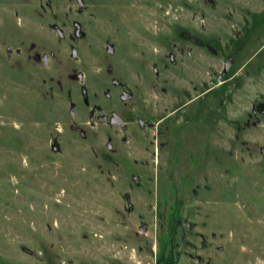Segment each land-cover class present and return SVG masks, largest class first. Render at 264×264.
<instances>
[{"label":"rangeland","instance_id":"1","mask_svg":"<svg viewBox=\"0 0 264 264\" xmlns=\"http://www.w3.org/2000/svg\"><path fill=\"white\" fill-rule=\"evenodd\" d=\"M86 1L93 36L104 33L152 63L192 47L184 30L198 34L186 77L198 87L193 95L216 88L200 100L198 128L181 131L179 148L170 138L157 152L163 158L149 188H131L130 164L103 161L99 139L85 142L70 130L84 114L67 111L79 97L66 80L67 42L37 14L49 0H0V264H155L170 253V264H264V0ZM52 4L62 13L77 8L75 0ZM32 42L56 51L50 70L17 54ZM184 77L170 73L171 96L181 95ZM54 137L62 154L51 149Z\"/></svg>","mask_w":264,"mask_h":264},{"label":"flooded vegetation","instance_id":"2","mask_svg":"<svg viewBox=\"0 0 264 264\" xmlns=\"http://www.w3.org/2000/svg\"><path fill=\"white\" fill-rule=\"evenodd\" d=\"M75 5L77 8H71L69 12H56L52 0H49L47 10L37 13L41 19L48 16L52 20L48 24L49 29L57 35L59 43L67 42L62 44L71 63L66 80L75 86L79 96L77 102L71 101L67 111L75 118L76 111H83L84 114L83 126L74 121L70 130L85 142L99 139L103 149L97 157H101L103 161L130 164L133 168L130 173L131 188H149L155 174L150 170L154 168V163H160L163 158L157 152L160 148H168L170 138L176 141L179 148L182 144L181 131L188 126L198 128L196 123L201 120L199 115L203 110L200 100L202 96L212 94L216 88L207 89L203 95H193L198 87L193 78L186 77V73L190 74L195 69L191 65L197 56L193 48L201 47L200 36L184 30L182 37L192 45V49L182 47L177 53L164 55L161 62L152 63L151 58L147 59L148 61L141 59L146 57L145 52L134 56L132 51L114 43L104 33L93 36L90 29L89 4L86 0H75ZM7 53L12 56L13 48L8 47ZM17 54L27 56L31 63L43 66L46 70L52 68V62L57 56L56 51L41 52L35 42L28 46L23 43L17 49ZM232 56H235V59L237 57ZM184 58H187L190 64H184ZM176 68L185 76V81L181 82L179 97L171 96L168 87L169 75ZM230 71L231 69L225 72L224 66L222 74L217 77L220 84L225 85L228 82ZM54 80L51 79L52 83L64 91L62 79ZM50 89L54 91V86ZM67 92L68 97L72 99L71 91ZM197 101L200 107L195 109L196 114H191ZM261 111H264V108ZM197 132L199 134V129ZM193 135L195 136L188 137V142L195 144L197 134ZM52 141V151L62 154L64 150L59 138L54 137ZM171 159L172 157L165 155L163 162L168 166ZM179 159L180 157H175L174 168L180 163ZM125 196L129 205L127 211L130 214L135 213L136 207L132 203L131 194L126 193ZM145 225L148 231L149 227ZM212 238L216 239L217 235L213 234ZM201 239L203 243H207L204 235ZM172 260L170 253L167 257H157L155 264H170ZM199 260L202 261L201 258Z\"/></svg>","mask_w":264,"mask_h":264},{"label":"water","instance_id":"3","mask_svg":"<svg viewBox=\"0 0 264 264\" xmlns=\"http://www.w3.org/2000/svg\"><path fill=\"white\" fill-rule=\"evenodd\" d=\"M234 59H235V56H232L231 58H229L227 60V62L225 64V72H228L232 68ZM72 113H74V111H72ZM262 154L264 155V148L262 149ZM142 232L147 233V226L146 225L142 227ZM25 251L31 255L35 254L33 251H31L30 249H27V248H25Z\"/></svg>","mask_w":264,"mask_h":264}]
</instances>
